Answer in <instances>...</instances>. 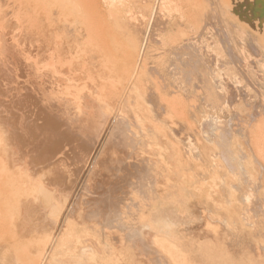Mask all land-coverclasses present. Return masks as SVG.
<instances>
[{
    "label": "bare ground",
    "instance_id": "bare-ground-1",
    "mask_svg": "<svg viewBox=\"0 0 264 264\" xmlns=\"http://www.w3.org/2000/svg\"><path fill=\"white\" fill-rule=\"evenodd\" d=\"M89 1V12L79 19L75 14V0H0V10L7 7L6 11L19 19L20 24H16L20 31L26 32L21 36H24V46L17 43L8 47L0 72L5 73L4 88H0L3 90L0 91V264L176 263L165 257L168 256L165 253H169L167 245L173 243H167L166 233L176 224L168 226L179 210L169 211L168 204L172 202L168 200L175 191L168 189L165 158L162 152L155 150V145L167 137L165 124L170 108L178 114L171 129L177 138L184 124L200 117L199 106L190 93L199 91L200 65L205 63L207 70L215 71L211 69L214 59L206 40L208 29L215 25V17L205 13L201 30L198 24L193 25V32L165 50L164 59L151 61L146 54V46L148 51L153 37L151 33L159 25L167 30L182 24L191 25L197 16L193 9L167 23L158 17L153 28L152 22L129 14L133 11L131 8L128 15H121L122 8L129 9L127 5L123 7L125 2L121 0ZM127 3L133 6L134 1ZM141 3L144 8L153 7L152 13L156 12L157 0H141ZM227 8L230 14L249 24L264 44V0L238 1ZM26 20L28 25L24 24ZM1 21L0 28L6 27ZM81 31L84 36L88 35L85 40L89 45L80 42ZM121 38L129 47L122 51L124 59L117 62V51L123 50L117 43L123 42ZM87 46L92 50L86 55L83 52L89 50ZM104 47H109L108 51ZM108 55L116 63H108L109 58L106 62ZM119 69L126 70L121 79L116 76L122 71ZM212 71H207L208 75L212 76ZM212 73L214 78L216 72ZM214 86L212 88L216 89ZM225 91L228 92L223 90L218 94L220 91H216L219 97L212 107L216 112L222 111L235 96H225L222 93ZM183 95L192 97L191 114L184 124L180 111ZM239 118V129L247 136L251 125L247 126V121ZM254 118L259 129L256 125L258 132L250 128L254 131L248 132V137L255 133L249 142L252 141L251 149L261 163L259 166L262 165L260 168H264V115L257 113ZM221 121L219 116L205 122L212 123L213 127L211 130L205 127L211 132L214 150L208 154L216 158L214 167L218 175L224 168L227 175L235 174L238 179L239 184H232L228 189L242 188L248 192L250 186L247 190L244 188L252 181L246 179L249 171L242 174L245 177L240 173L248 168L241 158H245L249 149L244 150L239 142L235 146L233 127L225 128L231 123L229 118L227 124L223 122L225 126ZM206 130L202 129L204 135ZM83 149H89L87 156ZM69 159L74 160V169L70 168ZM214 194L217 197L209 196L215 199V204L218 198L227 196L219 189ZM244 200L248 203L251 199L245 197ZM257 202L258 206H264ZM249 203L248 206H255ZM248 210L245 218L251 215L252 209ZM173 230L175 232V228ZM176 232V237L183 234ZM173 240L178 241V246L183 241ZM183 245L189 243L183 242ZM190 248L195 249L193 245ZM174 258H179L174 260L180 264L181 258ZM185 261L184 258L182 262L186 264Z\"/></svg>",
    "mask_w": 264,
    "mask_h": 264
},
{
    "label": "rangeland",
    "instance_id": "rangeland-1",
    "mask_svg": "<svg viewBox=\"0 0 264 264\" xmlns=\"http://www.w3.org/2000/svg\"><path fill=\"white\" fill-rule=\"evenodd\" d=\"M121 1L125 2L122 4L123 7H125L124 5H127L129 8L126 11L123 10L122 8L119 11L121 15H128L130 10L133 9V11L130 12L129 14H133L132 16L135 19L142 20L147 23L152 22L153 28L155 26V21L158 17H160L162 21L167 23V22L173 21L174 19L180 18L183 12L191 11L190 9H193L194 12L197 14V16L193 19L192 21L193 23L191 25L182 24L180 26H174V28H171L169 30L163 29L164 28L163 25L162 27H160V25L156 27L157 29L153 33H151V36L153 37L151 38L152 41L149 40L150 48L148 51H147V46H146V54H149V59L151 61H159V60L164 59L165 56L163 55V53L165 52V50L173 44L180 43L181 40L186 36V34L190 33V31L193 32L194 31L192 30L193 25L198 24L199 29L201 30V28L204 25L203 24L204 20L201 18L204 17L205 13L206 14L210 13L211 16L214 15L215 17V22H214L215 25L211 26L208 29V38L206 40L208 42V45L211 46L210 53L212 54L213 59H214V64L212 65L211 69L215 68V71H212V70L210 71L217 73V74L215 73L214 75L215 76L214 78L217 81L212 80L213 78L212 72H211L212 76L210 75V73L208 75V72L210 71L207 70L205 63L200 65V74H202V76L200 75L201 80L198 83L199 91L196 94L190 93V95L195 98L196 103L199 106L198 111H199L200 117L190 119L186 124H184V121H187L189 115L191 114V110H189V106L191 104L192 97H187L188 95L185 97V95H183L184 100H183V103H181L180 111L182 113V117H183L182 124H184V126L182 129L181 135L179 136V138H177L175 137V135L172 134L171 129H172V126L174 125L172 121L177 119L178 114H176V110H173L172 108H170L167 114V121L165 124V130L167 132V137L164 139V141H159L155 145V150L162 152L165 158L164 165H165L166 179L168 180L167 181L168 189H173L175 191V193H172L174 194L173 195L174 197L171 195L168 202L170 201L173 203L175 201H178V199H175V198L180 199V201H178V204L177 202L174 204L172 203L168 204L169 211H172V209H176L177 211L178 210L179 211L177 212V215L175 216L176 218L175 217L171 218V221L169 220L170 222H168L169 227L173 226L174 223L176 224L174 225L175 227L173 226L175 228V232L173 230L174 229L173 227L172 229L171 228L167 229L166 239H167V243L173 242L175 243L177 247H181V249L176 248L173 243L168 244L167 245L168 247H166L168 248V250L166 252L169 251V253H165L166 255H168V256H165L166 259L167 260L170 259L171 262L173 261L172 263L176 262L175 264H178L177 263L178 261H175V260H179V258L178 259L174 258L175 256L181 258V261L179 262L180 264L182 263L184 264V262H182L184 258L186 260L185 261L186 264H188L189 262H191L190 264H197V262L198 264H264V247H263L264 246V232H263L264 231V225H263L264 224L263 222L264 221V217H263L264 206L263 207L258 206L259 204L255 203L259 201L257 203H262V205H264V202H260V201H264L263 199H260V198H264L263 197L264 196V168L263 167L260 168V166L262 165L259 166V164L261 163L254 155L253 153L254 151H252L251 149L252 141L249 142V140L253 139L254 134H255L254 132H258L257 130L258 126H257V123H255L256 120H254L255 119L254 117L257 116V113H262V115H264V44L261 42L260 37L249 24H247L245 21L240 19L237 15L230 14L229 9L227 8V5L233 7L236 5V2L245 1V0H228L226 3H224L225 0H157L158 5L156 7L155 13H152L153 7L144 8L143 4L141 3V0H137V1L136 0H121ZM129 1H134L133 6L131 5V3H127ZM252 1H255V0H252ZM75 2H76L75 3V9H76L75 14L79 17V19H81L85 17V15H87V13L89 12L88 5L90 4V1L89 0H75ZM191 5H192V8H190ZM6 10H7V7H6ZM6 10H5V7L2 10H0V15H1L0 18H2V21L1 19L0 21L3 23V25L5 24L4 26H6L4 28L3 27L0 28V72L3 68L2 65L7 55L8 47L10 46L13 47L15 45H18L17 43H20L22 46L26 44L23 41L24 36L21 37L26 32H23V31L21 32L19 25H17V24H20V21H18L19 19H16L14 14ZM15 20L18 21L19 23L16 22ZM11 21H14V22H11ZM81 22L83 23L84 20H81ZM24 24L28 25L27 20H26V23ZM11 26H13L14 28ZM6 31L7 32L10 31V32L6 33ZM83 33L84 32L81 31V35H82L81 37H83V39H80V42L83 41L89 45L90 42L85 40L86 39L85 37H88V35L85 32L87 36H84ZM122 37L124 39V36ZM123 39L122 38L120 39L121 42L123 41L122 43L117 42L121 44V46L119 45L120 48L123 47V50L120 48H117V50L118 49L120 50L118 51L116 50L117 51L116 56H118L116 57L117 62H120L122 59H124V57L122 56L123 52H125L124 50H126L124 48L129 47L127 44L128 43L127 40H126L127 43H124L125 40ZM117 46L118 45H116V47ZM203 46L206 47L207 45L203 44ZM94 48L96 49V47ZM108 48L104 47V49H107L106 51H108ZM91 50H92V47H91ZM91 50L90 49L88 51L83 50L84 51L83 53L86 55L90 54ZM98 50H94V52ZM120 51L121 53H119ZM109 56L110 55L106 57L105 59L106 62ZM110 59L111 58L108 59L109 61L108 63H116V62H113L116 60L112 59L111 61ZM119 70H122V71L120 72L116 71L117 73L119 72V74L117 75L114 74V75L118 76L119 79H121V74L122 75L123 73L126 74L125 72L126 70L125 69H119ZM3 74L4 75L0 74V86H1L0 88L2 89L4 88V85H2V83L4 84L3 77L5 76V73ZM206 77H209L208 83L206 82L207 81ZM210 79L213 82L212 81L210 82ZM219 81L221 82V84L219 83ZM213 86L214 87L217 86L216 89H218V87L219 88L221 87V88L216 90L215 88H212ZM2 89H0V91H3ZM223 90L228 91L227 93L226 91L222 92L223 95L225 94V96H229L231 98L234 95L235 96L228 101L229 105H225L222 111L218 110V112H216L214 108H212L217 103V98L219 97L216 91H220L218 94H221V91ZM207 114H208V118H206ZM222 115H224L225 117ZM219 116L221 117V120H223L221 121L223 126L227 124L226 122L228 121V118H229V122L231 123H228L226 125L227 127L225 128L233 127L231 129H234L235 131V139H234L235 146L237 145L236 143L239 142L242 148L245 147L244 150L249 149L246 152L248 151L250 153L252 152L251 155L248 152L246 153L245 158H241L242 160L243 159L245 160L244 163L247 165L248 168L245 167V169L247 168L246 170L244 169L245 172L242 171V173H240V176L245 177L244 173H246L247 170L249 172L252 171L251 173L248 172L247 174L248 176L246 175L247 181H250V180L252 181L248 183L249 185L245 187L246 189L244 188V190H247V187L250 186L251 190L253 189L251 191L249 188V191H251V193H249V191L244 192L242 188H240L241 190L240 189L235 190L236 188L235 189L232 188L234 191L230 190L231 189L230 186H232V184H235V183L239 184L237 181L238 179L234 177L235 174L227 175V172L224 168L220 169L221 172H219V175L216 172V167H214V165H216V162H215L216 158H213L214 154L209 155L211 151L212 153H214L213 146L211 144V134L209 135V133H211L209 131L213 127H212V123L206 124L205 122L206 121L210 122L213 120V118L215 120ZM239 116L241 117L239 118ZM238 118L241 120L247 121V126L251 125L249 129L247 128V136H244L243 133L240 131L239 127L241 126L238 123ZM247 118H249V120ZM250 118L254 121L250 120ZM257 120H259V118ZM224 121L226 124L223 123ZM253 122L255 124H253ZM215 123H214V128L217 125ZM208 126L209 128L211 127L210 130L208 129L209 131L206 130ZM252 127L254 129L256 128V131H254V129L250 130V128ZM202 129H205L207 131L205 135L202 133L203 132ZM250 131H254V132H252L251 134L252 136L250 135L251 137H248L249 136L248 134H250L248 132ZM199 140L204 144L200 143ZM154 141H157V140H154ZM241 142H244V144H241ZM209 144L211 147L209 146ZM87 146L89 148L91 147L88 144ZM205 147L209 150L205 149ZM83 150L85 151L87 149H83ZM84 151H83V153L85 154L84 156H87L89 154L88 153L89 149L86 151V153ZM79 152H80V149L77 150L76 153H79ZM198 152L200 154L201 152H203V154L200 155ZM200 157L202 158L201 160H200ZM69 160L70 161L68 164L69 166H71L70 168L74 169L76 167V165H74L75 166L74 168L72 167L73 164H75L74 160H71V159ZM71 161H73V163ZM249 163H252V164H249ZM254 177L257 180L256 179L253 180ZM233 179H235L236 181ZM253 182L255 183L253 184ZM174 184H177L178 186H174ZM255 184L256 186H253ZM255 187L257 188L254 189ZM218 189L220 191L222 190L224 193H227V196L226 194H224V198H220L221 200H218L219 199L218 198L217 199L218 201L216 200V204H215V201H213L215 199L213 198L217 197L214 193H216V190L218 191ZM227 190H229V192H226ZM254 191L258 193H255ZM241 193L243 194L247 193L249 199H251L250 201L253 203L252 205H255V206H252V207L248 206V205H251L249 203L250 201H248L247 203V201L244 200L245 197L248 200L247 195L246 194L243 195ZM209 194H213L214 195L213 198L211 197V195L209 196ZM254 194H257V195H254ZM206 196L211 197V199H209V197L206 198ZM242 197H244V199H242ZM254 198L256 199L254 200ZM242 200H244L245 202ZM247 206L250 208H248ZM242 207H244L245 209H243ZM229 208L231 209V211H229L230 210ZM248 209H252L250 213L251 217L255 215L251 219H249L250 217L249 215H248V218H245V215L247 216L245 212H247ZM258 209L260 211H258ZM261 210H263L262 215H261ZM249 211L250 210H248L247 213H249ZM210 213L211 215H209ZM229 214L231 215H230V218L228 219ZM259 214H260V217H259ZM173 215H175V213ZM205 215L208 216L209 218L208 217L206 218ZM233 215H236V216H233ZM238 216L239 218H236ZM259 218H262V219H260L259 221ZM172 219L175 221L172 222ZM177 219H180V220H177ZM248 220H250V222ZM260 222H263V224ZM168 230L169 231L173 230V232H168ZM176 231H179V232L182 231L183 232V234H181L182 236L179 233L178 237H176L178 234ZM175 233L177 234L175 235ZM220 237L221 239L219 240ZM184 238L188 242H186ZM217 238L218 240H216ZM173 239H179L181 241L183 239V241L181 244L179 243L180 246H178V243H177L178 241L176 242V240H173ZM183 242H185V244L189 243V245L188 246L183 245ZM190 243H193L192 245L194 246L195 249L190 248L192 246L190 245ZM170 245H173V247L171 248ZM184 246H186L188 249L183 248ZM198 247L199 248L202 247L203 250L198 249ZM174 248H176V250H174ZM188 250L190 251L193 250V251L190 252ZM173 251H175V253L180 252V251L181 252L180 254L177 253L178 255H175ZM190 256H193V257H190ZM190 259H192L193 262L195 263H193ZM125 262L126 260H124V263Z\"/></svg>",
    "mask_w": 264,
    "mask_h": 264
}]
</instances>
